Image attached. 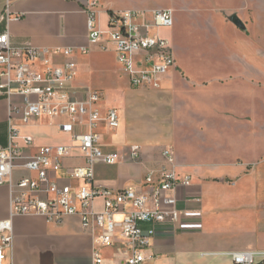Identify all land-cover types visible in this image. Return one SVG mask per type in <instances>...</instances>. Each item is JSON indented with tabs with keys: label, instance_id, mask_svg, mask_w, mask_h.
I'll return each instance as SVG.
<instances>
[{
	"label": "crops",
	"instance_id": "obj_1",
	"mask_svg": "<svg viewBox=\"0 0 264 264\" xmlns=\"http://www.w3.org/2000/svg\"><path fill=\"white\" fill-rule=\"evenodd\" d=\"M89 1L0 0V17L8 5L12 15L21 17L19 21L2 23L0 31L9 30L15 45L89 48L88 55L78 57L73 86L101 91L103 100L98 107L103 115L110 109L118 110L120 127L111 130L102 123L98 130L103 136L104 150L124 157L117 165L96 167L97 186L112 190L141 186L148 170L163 165V150L167 147L173 149L180 172L192 175V186L177 192L180 221L158 227L149 251L154 257L147 264H234L228 253L264 251V145L242 144L251 133L247 128L235 127V113L229 112L231 116H228L222 112V100L209 96L208 92L229 82L231 77L227 74L238 67L233 58L222 61L211 55L218 56L226 49L231 52L235 38L242 36V29L232 21L235 15H240L242 6H236L234 0H217L226 9L225 15L210 18L214 35L211 48L184 47L180 54L174 51L177 65L165 77L161 89L155 90L133 88L123 69L125 77L109 69L102 55L109 50L116 53L88 39V16L83 9ZM96 1L97 20L102 29L108 27L112 12H145L150 18L154 11L168 8L176 15L173 5L152 8L149 0ZM177 1L182 2L179 8L176 6L181 10L178 28L175 18L172 29L161 31L172 43L175 32L182 39L179 35L188 23L189 5L185 0ZM93 47L94 54L101 57L97 66L86 61ZM207 53L211 58H206ZM53 62L61 64L64 58L56 55ZM2 70L0 66V73ZM95 75H102L108 83L97 85ZM8 119V101L0 96V146L3 147L9 145ZM72 122L76 120L70 117L42 116L22 126L25 134L36 139L34 147L21 145L26 155L34 156L43 147L73 146L71 135L62 130L63 124ZM75 131L87 133L89 128L76 126ZM133 146L140 147L141 163L129 157ZM84 165L85 159L74 147L72 155L64 160L63 169L52 173V178L61 186L72 185L77 189L83 182L69 179L67 171ZM25 176H30L25 169L14 172L15 181ZM11 205L10 186H0V221L11 217ZM96 207L102 210L103 200H98ZM142 228L148 230L151 225ZM13 230V244L7 250L4 264H92L96 248L102 253L104 264H123L126 259L123 243L111 248L100 246L79 217L67 216L60 222H51L43 216H16Z\"/></svg>",
	"mask_w": 264,
	"mask_h": 264
},
{
	"label": "built area",
	"instance_id": "obj_2",
	"mask_svg": "<svg viewBox=\"0 0 264 264\" xmlns=\"http://www.w3.org/2000/svg\"><path fill=\"white\" fill-rule=\"evenodd\" d=\"M96 0H90L83 11L87 14L88 39L102 49L111 48L118 62L128 75L133 88L161 89L163 80L177 65L173 43L161 34L172 29L174 11L161 8L150 18L145 12L110 13L109 25L102 29L97 20ZM11 14L10 7L0 17L4 22L19 21ZM144 19V20H143ZM89 54V48H41L31 44L15 45L10 31H0V96L9 104V145L0 146V186L9 185L12 193L11 217L0 221V264L7 258V250L14 240L13 218L16 216H43L51 222L64 217H79L96 242L105 248L124 244L126 259L123 264H147L159 226L177 224L181 219L177 192L191 187L193 177L179 170L174 151L163 150L164 163L150 169L141 186H126L112 190L95 184L98 165L114 166L124 157L118 152H107L102 146L99 132L102 123L111 130L120 127L117 109L102 114L98 105L103 94L98 90H80L73 86L78 74V57ZM64 62L55 64L54 56ZM19 100V101H18ZM42 116L70 117L76 122L62 125L69 133L73 146L43 147L34 156H28L21 145L31 148L35 137L23 132ZM88 126L87 133H77L76 126ZM76 147L85 159V165L67 171L71 180L83 185L61 186L52 173L63 169L64 160ZM129 157L141 163L139 146L130 148ZM25 169L30 176L14 180V172ZM103 200L99 210L96 202ZM151 225L144 230L142 225ZM234 264H264L263 250L235 251L228 253ZM92 264H104L99 249H94Z\"/></svg>",
	"mask_w": 264,
	"mask_h": 264
},
{
	"label": "rangeland",
	"instance_id": "obj_3",
	"mask_svg": "<svg viewBox=\"0 0 264 264\" xmlns=\"http://www.w3.org/2000/svg\"><path fill=\"white\" fill-rule=\"evenodd\" d=\"M223 1L225 2V0ZM234 1L236 6H242L241 13L238 15L244 24L242 36L240 39L235 38L234 45L230 47L233 48L231 52H226L228 50L226 49L219 52L218 56L207 53L206 58L219 57L222 61L233 58L239 64L235 71L227 74L231 77L229 82H225L219 88L210 89L208 92L209 96L222 100V112L228 116H231L229 112L235 113L233 119L235 127L239 125L242 129L247 128L251 133V137H247L242 141V144L264 145V0ZM149 2L152 8L173 5L176 8L175 18L178 28V17L181 15L178 14V11H181L178 8L182 3L181 1L149 0ZM185 3L189 5V11L186 13L187 28L183 30L182 35H179L182 39L177 37L176 32L175 35L173 34L174 51L180 54L184 47L210 49L214 38L210 18L225 15V5L217 2V0H185ZM246 5L248 7L243 8ZM201 18L204 19L201 20ZM184 40H186L185 44H183ZM218 41L222 42L219 38ZM224 48L227 47L224 46ZM93 49L96 48H92L90 55L86 57V61L97 66L101 57L94 54ZM102 58L106 60L110 70L117 75L122 74L124 76L122 67L117 63L116 55L113 52L109 50L102 55ZM94 80L97 85L103 82L108 83V79L103 78L102 75H95ZM224 125L227 129V122Z\"/></svg>",
	"mask_w": 264,
	"mask_h": 264
},
{
	"label": "water",
	"instance_id": "obj_4",
	"mask_svg": "<svg viewBox=\"0 0 264 264\" xmlns=\"http://www.w3.org/2000/svg\"><path fill=\"white\" fill-rule=\"evenodd\" d=\"M232 21L234 22V24L241 28V29H244V24L243 22L239 19V17L237 15H235L233 18H232Z\"/></svg>",
	"mask_w": 264,
	"mask_h": 264
}]
</instances>
